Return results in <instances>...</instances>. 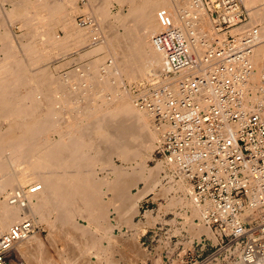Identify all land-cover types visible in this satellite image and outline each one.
<instances>
[{
    "label": "bare ground",
    "instance_id": "obj_1",
    "mask_svg": "<svg viewBox=\"0 0 264 264\" xmlns=\"http://www.w3.org/2000/svg\"><path fill=\"white\" fill-rule=\"evenodd\" d=\"M1 1L0 43L4 45L0 47V237L21 220L24 212L8 204V193L27 184L40 186L29 196L25 212L35 219V228L45 225L50 245L62 234L67 239L63 243L66 249L60 251L62 247H57L59 255L53 251L57 257H52L45 239L35 230L15 246L18 264H24L23 260L26 264H86L93 255L104 264H114L109 256L113 248L109 247L116 241L122 246L124 241L119 242L113 231L120 224H134L142 201L154 193L165 197L170 189L167 184L185 189L187 195L190 191L167 169L162 175L161 164L149 168L150 144H154V157L156 143L169 125L158 128L155 114L137 106L141 95L135 98L130 89L123 87L126 80L130 85L152 82L154 89L158 88L163 56L153 46V38L181 26L182 22L177 21L188 12L190 0H117L130 4L131 10L120 13L116 18L119 25L111 23L107 26L110 30L94 42L93 22L84 21L87 25L81 28L76 20V13H84L79 1L85 5L87 0H5L12 4L9 11ZM112 1L96 0L97 19L94 15L90 18L111 19ZM183 3L188 8L177 10L176 6ZM244 4L249 8V22L232 33L243 34L255 26L264 30V0H244ZM200 18L211 46L217 34L207 17L201 14ZM17 22L32 27V33L27 30L29 33L25 34L30 42L14 43V33L5 26ZM120 26L125 29L122 34L118 31ZM60 30L65 32L64 37L58 35ZM198 48L200 54L206 50L205 46ZM263 60L264 48L260 47L254 56L255 72L248 78L249 87L245 90L248 111L256 104L264 106V93L260 90ZM82 61L89 63L82 67V72L87 71L77 74L73 66ZM103 70L106 76H101ZM188 74L191 71L182 75ZM113 156L121 165H113L112 178H100L93 169L106 165ZM154 161L161 162L155 158ZM139 183H144V188L139 189ZM135 187L138 192L133 194ZM107 192L112 193V199L104 202L103 194ZM191 203L193 212L198 211L197 218L202 219V208ZM112 207L119 214L118 226L111 224L109 218ZM77 216H84L88 226H79ZM144 216L151 223V216ZM208 229L203 230L211 235ZM104 241L108 242L107 247L103 246Z\"/></svg>",
    "mask_w": 264,
    "mask_h": 264
},
{
    "label": "built area",
    "instance_id": "obj_2",
    "mask_svg": "<svg viewBox=\"0 0 264 264\" xmlns=\"http://www.w3.org/2000/svg\"><path fill=\"white\" fill-rule=\"evenodd\" d=\"M189 5L181 26L153 38L163 56L159 86L138 91L137 106L155 114L158 128L169 125L155 153L175 180L188 186V198L202 208L201 221L215 238L192 243L190 264L202 255L203 264H264V106L245 108L264 30L232 33L249 22L244 0H190ZM201 14L217 34L211 46ZM198 46L206 47L204 53ZM185 71L191 74L182 75ZM262 81L264 93V60ZM39 190L27 185L8 193V204L24 212L0 237V264H18L15 246L39 229L25 212L29 196Z\"/></svg>",
    "mask_w": 264,
    "mask_h": 264
},
{
    "label": "rangeland",
    "instance_id": "obj_3",
    "mask_svg": "<svg viewBox=\"0 0 264 264\" xmlns=\"http://www.w3.org/2000/svg\"><path fill=\"white\" fill-rule=\"evenodd\" d=\"M32 1L33 0H31V2ZM1 2H2V5L5 3L4 4L5 8L7 7V5L12 6V4H8V1L5 2V0H2ZM88 2H89V0L85 1L86 4L84 5L83 4L84 2L82 3V1L81 2L79 1L80 6H82L84 9V13H83V11H82V13L79 12L78 13L79 15L76 13V20H77V24L81 28H84L87 25V24H85L86 21L89 20L90 23L93 22L94 25L93 24L91 25L92 32L93 33L95 32L93 34V42L100 40L102 38L101 34L102 35L106 34V31H108V29L110 30V28H108V27L111 23L114 26H118L119 22L116 19L118 17V15L122 12L125 14L128 13V11H130L131 7H132L128 3L121 4L117 0H113L112 6H111V14H112L111 19L107 20L108 22L107 21H96V19H97L96 18L97 15L95 13V10H96L95 4H97L96 0H94V1L90 0V2L89 3ZM188 3H190V2H188ZM88 4H90L92 7ZM86 5H87V7H84ZM185 7L188 8V6H184V3H183V5H177L176 6V8H178L177 10H183ZM30 8L32 9L31 6H30ZM246 8H247V6H246ZM247 9L249 11V8H247ZM6 10H8V9H6ZM0 11L3 12L2 10H0ZM31 11H33V10H31ZM89 12H90V14H89ZM92 12L95 14H93ZM86 15H88V18L86 17ZM91 15L92 16L94 15V17L96 19L95 18L91 19L92 18ZM249 15H250V13H249ZM81 21H82V23H81ZM98 22L99 23L101 22V23L99 24ZM177 22L181 23L182 21L178 20ZM96 23H97V25H96ZM208 23H209V20H208ZM16 25H19L18 30L20 31V33L18 32L19 33L18 35H17V33L14 32V27ZM21 26H22V24H20L19 22L12 23L11 25H9L7 27L5 26V29L7 31L9 30L12 32V34L14 33L13 41L15 44H16V42H17V44L21 43V40L22 41L25 40L26 42L30 40V39H28L29 37H27V35H25V34L28 31L32 33V30H31L32 27L27 28V27L22 26V28H21ZM105 26L106 27L108 26V27L106 28ZM210 26L212 28L211 24H210ZM2 28H4V27H2ZM5 29H2V31L5 32ZM118 31L122 34L125 32V29L120 26L118 28ZM19 35H23V36L21 37ZM58 35H60L61 37H64L65 32H63V30H60V31H58ZM19 37H21V38H19ZM26 37H27V40H26ZM3 45H4L3 43H0V47L3 48ZM2 48H0V49H2ZM79 48L81 49L82 47H79ZM70 54L72 55V52ZM71 55H69L68 57L70 58ZM62 56L63 55H61V57ZM76 64H78V66L79 65L80 66L78 67ZM76 64H74L75 66L72 65L74 72H76L77 74H80L79 73L80 71H81V73H86L87 70L82 72L83 71L82 67L86 68L85 66H87L89 63L82 61V62H77ZM76 67H78V68H76ZM73 69L71 71H73ZM69 71H70V69H68V72ZM66 72H67V70H66ZM68 72H67V74H68ZM106 75H107V72L103 70L101 76H106ZM156 82H158V81H156ZM151 83L152 82H149V84L146 83V85H145V83L143 85L139 84V83H137V84L133 83L132 85H130V84H128V81L125 80L123 87L130 89V93L132 94V96L135 98H138V95H139L138 91H140L142 88H145V87L151 85ZM138 84L142 85V86H139ZM76 87L77 86H75L74 88H76ZM136 100L137 99H135V105H136ZM54 138H57V136H54ZM153 145H154L153 143L150 144V147L148 149V151L152 157L148 160L147 164H148L149 168H153L156 165L161 164V167L163 169V171H162V175H163V172H164L163 164L161 162L154 161V158L156 160H159L160 157L156 153H154V157H153ZM111 158H113V160ZM111 158L109 159V161L112 162V164L109 163V161H108V163L106 165H104L102 163L101 165H97V167L93 169V171L95 173H97V175L100 178H108V177L112 178L113 177V175H112L113 174V165L114 166L115 165L116 166L121 165V161L119 159H117L116 156H113ZM110 165H111V167H110ZM131 165H135V163H132ZM164 184H166V183L164 182ZM27 185H30V184H27ZM166 187L170 188V189H169V193L165 197L162 195H159V194L155 195V193H154L152 195H149L144 201H142V203L140 204V214L135 216L134 220H133V222L136 226L134 224L129 225V224L123 223V224H120L119 227H115V229L113 231L114 236L117 237L119 242L124 241V243H122V244H124L125 246L124 245L121 246L120 243H118V241H116L117 243L115 242L116 243V244L114 243L115 245L113 244L112 247H109V249L113 248L112 252H110L109 256L111 258L113 257L112 261H114V264H190L191 257H190L189 251H193V249H194V246L192 245V243L195 240L198 241L200 239V237H202V236H206L208 239H211V240H212V238H214L212 236L211 232H210L211 235H208L207 232H205L203 230V229L207 230L208 228L202 224L201 219L199 220L197 218L198 217V211L197 212L195 211V213L193 212L194 206L190 202V199L187 197V191L185 189L179 188L176 185H172V184H167ZM140 188L141 189L144 188V183H139V189ZM132 192H133V194H136L138 192V189L135 187L132 189ZM103 197H104L103 201L105 200L104 202H109L112 199V193L107 192V193L103 194ZM112 208L110 210L111 213H109V216H110L109 218L112 221V222L111 221L110 222L114 226H118L117 224L119 223V221H118L119 214H118V212H116L117 210L115 208H113V210H112ZM146 214L151 216V218H152V219L150 218V221L152 220L151 223L150 222L147 223V221H146L147 218L144 216ZM84 218H85L84 216H77V218H76L77 224L79 226H81L82 228L87 227L89 224L88 220H86V218L85 219ZM143 224L144 225L146 224V225L143 226ZM44 226L41 225L39 227V229L38 228L36 229V231L39 232L42 239L46 240V241L45 240H43V241H44V243H47V245L49 246L48 247L45 245L46 246L45 248L46 249H47V247L49 248L47 250L48 251L50 250V252H51L50 254L56 253L59 255L60 251H63L66 249V247L63 248V246H64L63 243H65L64 241H66L67 239L65 237H62L63 236L62 234H61L62 236L59 235L60 238H58V240L53 239L56 242V246L54 248V246H53V244L55 245L54 241H53L54 243L51 245L47 242L49 232H48L47 228H45ZM61 237H62V240H61ZM133 237L136 239H133ZM64 238L66 240H64ZM127 240L129 243H127ZM132 240L133 241L136 240L135 241L136 243H133L134 245L130 244L133 242ZM126 243H127V246L129 245L127 248H126ZM106 245H108V242L104 241L103 246L107 247ZM57 247L58 248L62 247V248L59 251V250H57ZM78 248L79 247H76L75 249H78ZM135 249H136V251H135ZM198 250H199V248L198 247L196 248V246H195V253H194L195 256H198V253H197ZM55 251H57V252L59 251V252L57 253ZM56 254H53L52 257L55 256V258H56L57 257ZM204 257L205 256L202 255L200 258H198L197 264H203L202 260L204 259ZM88 260H91V262L89 261V263H86V264H95V263L96 264H100V263L104 264L100 260L95 258L94 255L91 256L90 259L88 258ZM23 262H24V264L27 263L25 260H23ZM93 262H95V263H93Z\"/></svg>",
    "mask_w": 264,
    "mask_h": 264
},
{
    "label": "crops",
    "instance_id": "obj_4",
    "mask_svg": "<svg viewBox=\"0 0 264 264\" xmlns=\"http://www.w3.org/2000/svg\"><path fill=\"white\" fill-rule=\"evenodd\" d=\"M11 8H12V6H8V5H7V7H6V9H8V10H11ZM18 26H19V25H16L15 28H14V32L17 33V34H18V32L20 33V31L18 30ZM32 40L35 41V39H32ZM29 42H30V40H29ZM31 42H33V41H31ZM2 56H3V55H1L0 57H2Z\"/></svg>",
    "mask_w": 264,
    "mask_h": 264
}]
</instances>
